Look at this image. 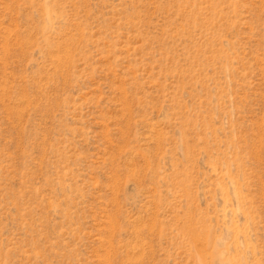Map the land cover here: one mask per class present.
Here are the masks:
<instances>
[{
	"label": "rangeland",
	"instance_id": "1",
	"mask_svg": "<svg viewBox=\"0 0 264 264\" xmlns=\"http://www.w3.org/2000/svg\"><path fill=\"white\" fill-rule=\"evenodd\" d=\"M0 264H264V0H0Z\"/></svg>",
	"mask_w": 264,
	"mask_h": 264
}]
</instances>
